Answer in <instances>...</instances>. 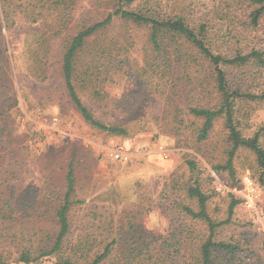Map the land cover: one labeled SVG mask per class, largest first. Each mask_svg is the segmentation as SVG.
Segmentation results:
<instances>
[{
	"label": "rangeland",
	"instance_id": "374dc122",
	"mask_svg": "<svg viewBox=\"0 0 264 264\" xmlns=\"http://www.w3.org/2000/svg\"><path fill=\"white\" fill-rule=\"evenodd\" d=\"M102 5V0H81L73 31L84 18L100 16ZM236 15L232 26L238 29L241 44L264 48V16L257 27L250 28L247 9ZM31 30L28 22L20 21L2 32L13 79L9 71L0 85V199H14L26 215L11 230L19 233L18 240L26 237L30 238L27 244H41L52 235L54 206L37 208L44 196L50 198L53 188L65 189L67 165L73 160L77 176L74 199L85 202L71 212V244L81 240L82 246H88L83 242L90 240L101 246L113 236L128 234L119 231V225L125 224L129 230L133 221L150 234L147 243L151 246H183L190 251L191 242L198 246L201 240H191L189 233L188 238H173L178 226L174 220L180 216L191 225L193 235L200 237L207 232L206 225L178 213L170 202L181 193L179 184L197 174L203 189L211 194L208 204L213 218H229V194L241 199L231 220L217 229L215 239L240 246L236 255L242 264H264V184L256 156L240 149L234 159V176L229 170L215 168L227 159V129L218 119L210 137L197 141L198 122L187 111L188 104L198 102L194 100V75L174 71L175 85L163 84L166 78L161 73L145 69L148 29L116 21L99 38L111 42L112 51L99 58L100 81L97 88L92 85L93 96L88 83L79 85L96 116L127 130L125 135L109 133L86 121L68 96L61 72L66 35L52 39L47 50V78L40 79L31 70L27 53L29 43L35 42ZM92 48L93 44L80 56L82 63L91 60ZM235 79L245 92H264V66L254 73L239 71ZM198 95L203 98L201 89ZM237 114L243 134L252 135L264 126V99L239 101ZM261 142L264 145V135ZM120 145L128 149V159L114 156ZM194 159L195 172L189 166ZM7 185L14 186L16 194L11 195ZM226 256L234 260L233 255ZM56 260L52 255L33 264H55Z\"/></svg>",
	"mask_w": 264,
	"mask_h": 264
},
{
	"label": "trees",
	"instance_id": "16d2710c",
	"mask_svg": "<svg viewBox=\"0 0 264 264\" xmlns=\"http://www.w3.org/2000/svg\"><path fill=\"white\" fill-rule=\"evenodd\" d=\"M102 1L100 16L89 17V20L84 18L80 27L73 31L72 21L81 0H0V85H3L2 80L11 69L2 33L4 28L7 31L15 28L20 21L32 26L31 34L35 42L29 43L27 53L31 58V70L40 79L47 78V50L52 39L66 35L67 46L62 55L61 72L68 96L91 125L109 133L125 135L127 130L123 125L105 122L95 115L81 96L79 85L88 83L87 90L93 96L92 85L97 88L100 81L97 69L102 65L98 66L99 58L101 54L109 55L112 51L111 42H101L99 38L116 21L138 28L145 27L148 29V43L143 56L146 70L155 69L156 73H161L166 78L163 82L166 85H175L174 71L194 75V91L197 90V99L194 100L198 102L188 104L187 111L188 116L198 122L195 129L197 141L210 137L218 119L224 122L226 141L230 147L226 149V161L215 165V168L219 171L229 170L234 176L236 154L240 149H247L256 156L260 181L264 184V145L261 142L264 126L247 136L240 128L237 114L239 101L264 99V92H245L235 79L239 71L254 73L262 69L264 48L244 47L238 38V29L232 26L236 14L247 9L250 18L248 27H257L264 16V0ZM92 44L94 48L91 51L95 54L90 61L82 63L80 56ZM110 66L115 67L113 64ZM9 77L13 79L11 71ZM198 89L204 93L203 98L198 95ZM196 165V159L189 161L190 171L195 172ZM67 166L65 189L61 192L53 188L50 198L44 196L39 202L37 210L45 209L49 204L54 206L50 215L54 230L41 244H27L30 238L26 237L18 240L19 233L11 230L26 215L21 213L22 206L14 199H0V264H33L52 255L57 256L55 264H242L236 255L240 246L215 239L217 229L231 220L234 207L241 199L229 194V218H213L208 204L211 194L203 189L197 174H192L179 184L181 193L170 202L178 213L206 225L207 232L200 237L199 234L193 235L191 225L181 220L180 216L174 220L178 226L173 238H188L186 233H189L191 240L195 237L201 240L198 246L192 241L190 251L183 246L164 249L151 246L147 243L150 234L142 231L140 222L133 221L129 230L125 224L119 225V231L128 234L113 236L101 246L94 245L90 240L83 242L88 246H82L81 240L71 244V212L85 201L74 199L77 184L74 161L71 160ZM6 188L11 195L16 194L14 186L7 185ZM30 207L33 209L34 205ZM138 208L141 212L145 211L144 206ZM179 223L182 228H179ZM13 246L18 247L14 249ZM226 254L233 255L234 260L228 259Z\"/></svg>",
	"mask_w": 264,
	"mask_h": 264
},
{
	"label": "built area",
	"instance_id": "2783aa9c",
	"mask_svg": "<svg viewBox=\"0 0 264 264\" xmlns=\"http://www.w3.org/2000/svg\"><path fill=\"white\" fill-rule=\"evenodd\" d=\"M129 155H130V153H129L128 149L123 145L116 147L114 150V156L117 159H119V158L128 159Z\"/></svg>",
	"mask_w": 264,
	"mask_h": 264
}]
</instances>
